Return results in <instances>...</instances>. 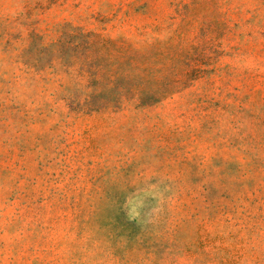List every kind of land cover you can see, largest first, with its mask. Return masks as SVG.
Listing matches in <instances>:
<instances>
[{
    "label": "rangeland",
    "instance_id": "obj_1",
    "mask_svg": "<svg viewBox=\"0 0 264 264\" xmlns=\"http://www.w3.org/2000/svg\"><path fill=\"white\" fill-rule=\"evenodd\" d=\"M0 264H264V0H0Z\"/></svg>",
    "mask_w": 264,
    "mask_h": 264
}]
</instances>
